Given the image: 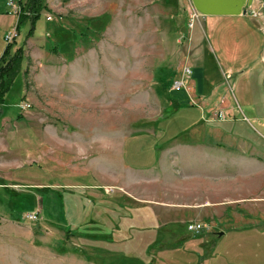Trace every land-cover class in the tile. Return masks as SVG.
I'll use <instances>...</instances> for the list:
<instances>
[{"label":"rangeland","instance_id":"1","mask_svg":"<svg viewBox=\"0 0 264 264\" xmlns=\"http://www.w3.org/2000/svg\"><path fill=\"white\" fill-rule=\"evenodd\" d=\"M44 1L28 34L30 19L17 23L0 0V55L14 31L9 51L23 56L0 100V264H264L259 228L233 254L221 224L198 245L188 222L162 223L161 205L207 200L229 171L215 146L211 177L195 175L204 168L188 145L201 111L211 120L222 100L264 142L246 119L247 100L264 113L263 94L232 90L209 58L217 89L201 98L189 86L199 26L188 0ZM31 210L35 221L23 217Z\"/></svg>","mask_w":264,"mask_h":264},{"label":"crops","instance_id":"2","mask_svg":"<svg viewBox=\"0 0 264 264\" xmlns=\"http://www.w3.org/2000/svg\"><path fill=\"white\" fill-rule=\"evenodd\" d=\"M188 2L193 12L198 15L199 26L198 30H192L191 34L192 56L195 59L192 66L195 67V71L188 81L189 86L201 98L211 95L217 89L212 73L203 65V61L209 58L215 70L218 72L220 69V77L230 80L229 87L232 90L236 89L241 95H250L253 98L257 94L264 95V0H188ZM251 10L260 14L253 16ZM256 89L260 92L256 93ZM246 102L249 113L246 119L251 120L249 121L251 124H257L252 126L258 134L264 136V113L256 107V99ZM220 104L224 114L227 112V116L232 118L226 116L217 121L212 115L210 120L206 119L201 111V118L191 129V143L182 145L190 146L193 158L202 160L198 163L202 164L201 170L203 168L204 170L195 173L198 175L196 176L198 181L205 180L213 174L210 167L212 163L214 164V156L211 157V152L215 146L219 149L216 153L217 158H224L223 160L227 161L224 169L229 171L221 174L223 175L221 182L216 184L214 178L209 188L204 189L212 192L211 198L201 200L195 197L190 203L184 201L178 204L179 202L173 201L160 204L161 207L168 209L160 216L164 217L162 223L165 225L173 221L209 223L211 227L206 233L190 234V240L200 241L198 245L204 243L201 237L213 232L214 225L221 224L222 227L219 232H215L216 235L224 236L230 233L232 235L230 241L234 244L226 253L228 254L230 250L233 254H243L242 246L251 244L253 239L257 241L260 232L261 239H264V142L253 132L251 134L245 124L231 116L223 103ZM216 134L223 136L224 143H227H223L222 146L216 145L209 139L210 135L217 136ZM257 206L261 210L251 212L250 209ZM186 212L189 214L183 217ZM257 228L260 232L256 231ZM193 244L195 245V242ZM256 249L257 247L252 250L253 256Z\"/></svg>","mask_w":264,"mask_h":264},{"label":"trees","instance_id":"3","mask_svg":"<svg viewBox=\"0 0 264 264\" xmlns=\"http://www.w3.org/2000/svg\"><path fill=\"white\" fill-rule=\"evenodd\" d=\"M17 2L19 3L21 1L17 0ZM173 2L176 3V0H174ZM45 7L46 6L44 0H25L24 4L19 5L20 10L16 18L17 23L24 18L30 19V29L28 31V34L31 33L34 19L38 17L40 11L42 9H45ZM16 27L17 24L15 28ZM13 40L10 43L6 44L2 54L0 55V100L2 93L7 89L10 82H12V78L19 71V64L23 57L21 46H17L12 52L9 51V47L11 46V44H13ZM50 51L58 52L57 46L54 45L50 49ZM66 236L69 235L66 234Z\"/></svg>","mask_w":264,"mask_h":264},{"label":"built area","instance_id":"4","mask_svg":"<svg viewBox=\"0 0 264 264\" xmlns=\"http://www.w3.org/2000/svg\"><path fill=\"white\" fill-rule=\"evenodd\" d=\"M5 3L7 4V7H9L8 12L13 14L17 18V15H18L19 10H20L18 4L16 2H13V0H7V2H5ZM251 14L253 16H257L260 14V12L251 10ZM197 18H198V15L194 12L193 19H197ZM45 19L50 20L51 16L49 14H46ZM190 26H192V24H190ZM15 36H16V32H14V31L6 32L3 35V40L5 41V43H10L14 39ZM184 71H186V73H190L189 68H187ZM175 86H176V88H179L180 86L183 87L184 86V80L180 79L179 81H175ZM220 103H223V101L221 100ZM18 107L20 109L28 108L29 103L28 102H22L18 105ZM212 115L215 119H224L226 117V115L224 114V111L222 110L221 107L217 110H214ZM23 217L26 220L35 221L38 217V210L28 211V212L24 213ZM209 228H210L209 225L204 224L202 222H198V221H191V222H188V224H187V229L194 234H198L201 231L208 230Z\"/></svg>","mask_w":264,"mask_h":264},{"label":"water","instance_id":"5","mask_svg":"<svg viewBox=\"0 0 264 264\" xmlns=\"http://www.w3.org/2000/svg\"><path fill=\"white\" fill-rule=\"evenodd\" d=\"M222 232H220V234H221Z\"/></svg>","mask_w":264,"mask_h":264}]
</instances>
